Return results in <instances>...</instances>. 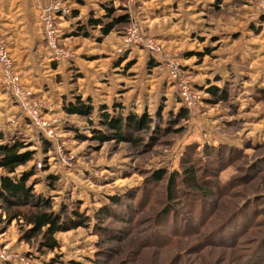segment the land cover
<instances>
[{"label":"rangeland","instance_id":"obj_1","mask_svg":"<svg viewBox=\"0 0 264 264\" xmlns=\"http://www.w3.org/2000/svg\"><path fill=\"white\" fill-rule=\"evenodd\" d=\"M262 1L62 0L59 61L35 0L0 3V36L24 102L48 122L45 130L29 122L0 68L2 143L21 140L34 152L11 176L34 169L28 185L50 198V210L87 217L57 231L51 248L41 235L28 239L31 225L11 219L0 198V264H264ZM77 98L92 104L91 115L65 110ZM102 110L152 121L146 130L126 125L118 139ZM184 166L195 167L203 188L183 182ZM158 170L167 175L157 182ZM172 173L179 177L168 198ZM243 202L246 212L229 216ZM101 209L107 215L96 217Z\"/></svg>","mask_w":264,"mask_h":264},{"label":"trees","instance_id":"obj_2","mask_svg":"<svg viewBox=\"0 0 264 264\" xmlns=\"http://www.w3.org/2000/svg\"><path fill=\"white\" fill-rule=\"evenodd\" d=\"M7 0H0V3ZM19 0H11L12 2H16ZM128 21V14L122 15L121 18L115 19V21ZM113 24H110V27ZM106 30H108L106 28ZM156 63L155 60H151L150 67L154 66ZM214 95L220 96L223 95L226 97V94L214 91ZM66 111L70 113H81L91 115L93 112V106L91 103L82 101L81 98H77L76 101L68 102L64 105ZM101 121L110 129L113 130L112 134L115 135L118 139H123V130L126 125H134L137 130H146L149 128V123L152 121L150 116L144 115L142 117L136 116L135 114H129L126 117H123L120 114H112L109 111H101ZM187 116V110L182 108L181 117ZM5 136L2 132H0V168H3L6 173L0 174V198L4 200L6 205L13 209V213L10 214L11 219L15 218H24L25 222L28 225H31L28 230H26V237L28 239L42 236L44 238V242L46 245L51 248H55L58 243L54 237L55 233L62 229H68L69 227L86 225L87 217L86 214L82 213L79 210H75L72 212V215L66 217L60 214H57L50 210L51 200L47 197H38L33 192V186L28 185L29 179L35 174L32 170L29 172H24L22 176L16 178L11 176L12 173L17 171V168L21 165L27 164L33 159L34 152L26 149L25 142L21 140H15L12 143H2ZM98 138L103 140L105 135L99 134ZM131 139L134 143L138 144L141 141L140 136H134L132 134ZM50 140H45L44 143L50 145ZM221 149L217 148L215 154H218L221 151V154L228 155L230 154L225 148L221 147ZM45 149H48L45 147ZM215 150V149H214ZM228 152V153H227ZM239 155V153H234L233 156ZM183 182L194 186L196 189L203 188L204 183L199 179L197 175V170L193 166H184ZM167 175V172H163V170H158L155 173V177L157 182L164 179ZM175 173H172L168 179L167 183V196L168 198L173 197V193L175 190L176 181L179 177L175 176ZM51 177V176H50ZM50 182V181H49ZM215 189V186H213ZM217 189V188H216ZM204 193L207 195L212 191V188L203 189ZM222 195H225L226 192H220ZM211 195V194H210ZM212 195H217L212 194ZM136 196V195H135ZM132 199V198H131ZM115 204H125L124 207L127 206L126 202L123 198H114L112 200ZM130 202L132 200H126ZM169 201V200H167ZM27 208L26 210L23 207ZM247 204L245 202L241 203L236 207V210H233L229 216L234 215L233 218L240 217L246 211ZM22 208V209H21ZM108 213V209H101L96 217H105ZM211 216V215H210ZM228 216L225 217L227 220ZM75 221V222H74ZM77 221V222H76ZM228 222V221H226ZM77 223V224H73ZM73 264H81L78 261H73Z\"/></svg>","mask_w":264,"mask_h":264},{"label":"built area","instance_id":"obj_3","mask_svg":"<svg viewBox=\"0 0 264 264\" xmlns=\"http://www.w3.org/2000/svg\"><path fill=\"white\" fill-rule=\"evenodd\" d=\"M36 6L40 12V19L43 24L44 37L46 39L47 45L51 52V57L53 60L59 61L65 57V52H63L59 46L58 42L60 39V31L57 27V16L64 15L67 10L61 3L62 0H35ZM262 6L264 7V0L262 1ZM136 27L133 26L130 32H135ZM9 44L7 38L4 35L0 36V68L2 73V78L7 89L11 90L18 101L23 104L25 117L29 122L33 123L37 128L41 130L47 129L48 122L43 120L40 113V106L36 103L24 102L27 98L25 93L21 92L20 88V78L16 72V66L11 55ZM21 89V90H20ZM51 130L47 132L48 135L51 134ZM0 250V256H1Z\"/></svg>","mask_w":264,"mask_h":264},{"label":"crops","instance_id":"obj_4","mask_svg":"<svg viewBox=\"0 0 264 264\" xmlns=\"http://www.w3.org/2000/svg\"><path fill=\"white\" fill-rule=\"evenodd\" d=\"M3 2H4V1H3ZM22 28H23V27H22ZM22 28H21V30H22ZM16 44H17V42L15 41V46H16ZM14 49H16V47H14ZM16 54H17V53H16ZM25 62H26V61H25ZM25 62H24V63H25ZM7 98H8V97H7Z\"/></svg>","mask_w":264,"mask_h":264}]
</instances>
